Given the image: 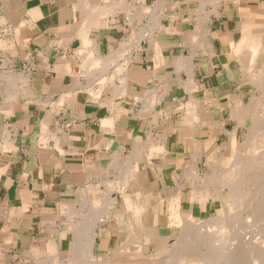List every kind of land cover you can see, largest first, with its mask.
Masks as SVG:
<instances>
[{
  "label": "crops",
  "instance_id": "1",
  "mask_svg": "<svg viewBox=\"0 0 264 264\" xmlns=\"http://www.w3.org/2000/svg\"><path fill=\"white\" fill-rule=\"evenodd\" d=\"M199 1L0 0V264H65L86 232L111 260L141 205L147 228L207 209L188 171L228 155L247 71L241 5Z\"/></svg>",
  "mask_w": 264,
  "mask_h": 264
},
{
  "label": "rangeland",
  "instance_id": "2",
  "mask_svg": "<svg viewBox=\"0 0 264 264\" xmlns=\"http://www.w3.org/2000/svg\"><path fill=\"white\" fill-rule=\"evenodd\" d=\"M228 2H230V3L228 4ZM238 5H241V7H242V9L244 11H242L241 20L239 18L237 19V17L234 19V21L237 23V28H238V26L240 28V30L238 32L239 34L236 36V39H235L236 42L239 41L241 38L244 37L243 33H245L247 35L248 34L255 35L260 30V26L259 25H264V0H221L220 1V4L218 5V8L219 9L217 8L216 15L223 13V10L226 9V8H228V6L231 7V12H232V15H233L234 14V8H237ZM236 15H238V14L236 13ZM242 23H243L242 26L244 27L243 32H242V29L240 27ZM242 51H241V54H242L243 62L245 64L244 68L246 67L248 69L249 64H250V61H251V58H252V53H251L250 50H246V51L245 50H242ZM260 56H261L260 57V61H258L256 63V65H255V67L257 69V70L255 69V70L257 72H258L259 69L262 70L264 68V66H263V62H264V50H263V53H261ZM249 79H251V78L249 77V74H247V76H246V82H247L246 100L242 104V106L239 108V110H238L239 113L237 111V115L238 116L237 115L235 116V121H236L235 130H239V136L237 138V142L239 144L236 147V154H233L234 143L232 142L231 145H230V150L228 152V155H227V151H226V153H224L225 156H226V157H223L224 158V161H223L224 165L223 166H220L221 168L222 167L223 168L221 169L219 167V165L214 164L213 165V168H212V173L209 172L210 174L207 173L206 174L207 176H204V177L202 176V178L200 176H198L199 177V180H200L199 189H201L203 187L206 188V186L208 185V188L212 189L213 191L215 190V192L217 191L221 195V197H223V199H229L230 201L233 200L231 198L230 191H229V189L227 187H223V186H221L220 184L217 183V182L220 183L219 178L217 177V175L219 173H221V171L227 170L228 169L227 167L230 165L229 163H232L231 161H233L234 159H236V157H237L238 160L241 159L240 157L242 155L243 147L245 148L252 141V137L254 135L253 134V131L256 133V131H258L259 129H264V120L261 121V120H258V119H255V120L254 119H249V120H247V123H246V121H245V123L243 121H240V120H242V118H241L242 114L240 115L241 108L244 105H246V107L248 109H250L252 107V105H254V102H256V100L258 98H260L261 95H263L262 94V91L259 89V86L257 85V83L254 84L257 81H255L254 79H252L250 81ZM260 93H261V95H260ZM255 98H257V99H255ZM237 119H239V121ZM241 122H243V123L241 124ZM234 155H236V156L234 157ZM220 162H222V161H220ZM193 167H195V166H193ZM217 168H219V169L216 170ZM213 171H215V172H213ZM218 171H219V173H218ZM214 173L215 174L217 173L215 176L217 177L218 180H215V181L213 180L215 176L213 177L212 175H214ZM247 173H248V175L246 174L245 175V178H246V176L247 177L248 176H252V177L251 178L249 177L250 180H251V183H249L250 180H248V178H246V181L248 180V184L250 185L249 187H247V189H249L248 190L249 191V196H248V199L245 201L244 205H243V203L242 204L239 203L240 204L239 206L242 209L239 208V206H236V205L234 206L233 205L232 207L235 208V210H234V212L229 213L228 210L226 211V208L227 207L224 206V204H223V202L221 200H219V199H217V200H215V199L205 200L204 199L201 202L208 201V206H207V209L204 212H199L198 219L196 217H194L193 214L191 215L189 213H185V212L183 213V216H185V215H188L189 216L190 215L192 217L193 221L196 222V223H199V225H206V223H212V221L214 222L215 220H217V222H220V221L222 222V221L227 220V221H225L223 223H227L228 221L231 222V220H233V221L237 220V223L240 222L238 225H239V227L240 226L241 227L240 228L238 227V228H239V232L240 231L241 232L239 233V236L238 237H240V236L241 237H240V239L237 237L238 239H236V241L234 240V243L235 244H231L232 246L234 245L233 248H230L234 253L237 251L236 253L239 256L236 255V253H235L234 254L235 256L231 258L230 256H233L232 255L233 252L229 248L227 249V247L225 249L224 248H221L223 246H220L219 243H216V236H215L216 233L215 234H214V232L213 233L212 232H208L207 233V231L205 232L204 230L203 231L202 230L201 231L198 230L199 231V233H198V231L195 230L194 233L197 232L196 235H195L196 239H199V237H201V236L202 237L204 236V238H202V240L200 238L199 240H197L199 242H197L196 239H195V237L190 236L189 237L190 240H189L187 246L184 247L185 249L183 251H184V253L189 254L191 252V248H192V251H193V253H195V256L196 257H199L200 259L198 258L194 262H189L187 258H183V259H180L179 261H177L175 263L174 260L171 259V258L173 257V254H177L176 253V250H177L178 247L175 248L176 247V245H175L176 243L175 242L177 241V238H178L177 234H179L180 229H178V228H159L157 226V223H155V225H151V227H148L147 228L148 234H150L151 236L154 235V238H153L154 241L152 242V245H151L150 249H148V247L145 246L146 245V242H147L146 239L144 237L143 238L142 237H138L137 234H136L135 237H134V239H133V242H134L133 243L134 244L133 245V248L134 249L132 248V250L130 248L132 246L131 244H127L126 245L125 244L126 242L125 243L122 242V241H125V240H121L120 239L116 244L115 243L112 244V246L114 248H117V250H116L117 252L116 251L115 252L118 253L117 255L116 254H114V255L111 254L112 257H113L111 260L113 262L111 260H108V259L106 260V259L97 258L95 255H93V250H92V253H89L90 255H93L92 256V260L89 258L90 257L89 254L87 255L86 253L81 252V250L79 252H81L83 255L84 254L85 255H84L83 259H79L78 257H80L81 255L78 252V247H74L72 249H75V250H73V252L75 253V255L71 254L72 256L70 257V259L64 261V263L65 264H104L107 261H109L108 264H116V263L117 264H126V263L127 264H130L131 262H132V264L137 263V262L139 264H141L143 262H144V264H169V262H171L170 264H206L205 263L206 262L205 260L208 257V252H210V251L212 252V250H215V248H216L215 252L213 251V253L218 252L217 254L214 255L213 253H209V254H211V256L212 255L217 256L220 253L217 256L218 258L215 257L216 258L215 259V262H216L215 264H224L225 262H228V263H225V264H231V263L232 264H243V263L244 264H246V263L247 264H264V243H263L264 242V229H263L264 228V199H263L264 197L261 194H258L259 191L256 190V189H258V184H257L258 180H256V182L254 180L255 183L252 182L253 181L252 179L255 177V173L253 174V173H251V171L250 172H247ZM189 176L190 175H188L187 178H189ZM207 177L210 178V179H208L209 181H207V179H205ZM254 179H256V177ZM259 183H260V181H259ZM214 185H216V186H214ZM252 188H254V189H252ZM189 199L192 202L194 200H198L200 202V200L198 199V196H195L194 193H192V195H191V197ZM221 206H222V208H221ZM257 211H258V213H257ZM222 212L223 213L226 212L225 214L228 213L227 215L229 217L226 216V215H224ZM231 214H233L232 216H234V219H233V217L230 216ZM253 214H254V216H253ZM175 215H176V213L171 212V215L169 216L170 220H172V217H175ZM236 215H237V217L241 221L238 218H235ZM223 216L225 218L228 217V219L229 218L230 219L232 218V219L231 220L230 219L228 220V219L223 218ZM259 220H260V222H259ZM193 221L189 222V224L190 223H193ZM169 225H172V226L175 225V226H177L173 221H171V224H169ZM190 226H191V224H190ZM252 227H253V229H252ZM243 229H245V230H243ZM183 230H184L183 231V235H184L188 231V228H187V231L185 229H183ZM127 232L123 235V238H125L126 236L129 237L130 233H132V230L127 231ZM190 233L191 232H189V234ZM261 233H263V234H261ZM197 234H199L201 236H199ZM190 235H192V234H190ZM209 238H211V239H209ZM125 239L127 240V238H125ZM129 239L132 240L131 235H130ZM194 241L197 243V245H195L196 243ZM200 241H202V242H200ZM210 241H211V245H213V243L215 242L213 246H210ZM215 244H217V245H215ZM218 245H219V247L222 250L218 247ZM260 245H262V247H263L262 250H261L262 247ZM135 246H137V247H135ZM165 246H166L167 249L162 251V247H165ZM214 246H215V248L212 249L211 247H214ZM232 246H230V247H232ZM139 247H141V248H139ZM135 248H136V250H135ZM250 248H252V249H250ZM79 249H80V247H79ZM171 250H174L175 252L173 251L174 252L173 253ZM219 250L223 251L224 253L222 254V252H220ZM249 250H250V252H249ZM123 251H125V252H123ZM130 251L132 252V255L130 254L131 253ZM128 252H130L129 253L130 256L129 255L128 256L126 255V253H128ZM240 252H241V255L243 254L244 257L240 255ZM133 254H134V256H133ZM221 254H222V256H221ZM137 255H139V256H137ZM115 256H119V257H117L116 259H114ZM214 256H212V257H214ZM85 257H87V258L85 259ZM93 257L94 258L96 257V259H94ZM136 258L138 259V261L136 260ZM93 259H94V261H93ZM134 261H137V262H134Z\"/></svg>",
  "mask_w": 264,
  "mask_h": 264
},
{
  "label": "bare ground",
  "instance_id": "3",
  "mask_svg": "<svg viewBox=\"0 0 264 264\" xmlns=\"http://www.w3.org/2000/svg\"><path fill=\"white\" fill-rule=\"evenodd\" d=\"M202 1V0H201ZM201 1H199V2H201ZM204 1V6L206 5V4H212L213 5V7H214V10L212 11V13H217V8H218V5L220 4V1L221 0H203ZM202 4V3H201ZM199 6V5H198ZM205 8V7H204ZM219 9V8H218ZM199 10H200V8H199ZM198 10V11H199ZM206 10V9H205ZM204 12V14H206V12H208V11H203ZM198 13H200V12H198ZM208 14V13H207ZM210 14V13H209ZM199 16H200V14H199ZM207 16V15H206ZM208 17V16H207ZM201 19V21H203L202 20V18H200ZM204 19V18H203ZM260 24V23H259ZM200 25V24H199ZM260 26V30H259V32L258 33H256L255 35H252V34H245V33H243V35H244V37L243 38H241L239 41H237V42H233V47H234V50H235V53L237 54V55H240L241 54V51L242 50H250L251 51V53H252V58H251V61H250V64H249V67H248V69L246 68V71L248 72L247 74H249V77L251 78V79H249L250 81L252 80V79H254L255 81H257V82H255L254 84H256L257 83V85L259 86V89L262 91V94L263 95H261V93H260V98H255V99H257L256 100V102H254V105H252V107L250 108V109H248L247 107H246V105H244L242 108H241V112H240V115L242 114V116H241V118H242V120H240V121H243L244 123H245V121H246V123H247V120H249V119H258V120H264V68L262 69V70H258V72L256 71L257 69H256V67H255V65H256V63L258 62V61H260V55H261V53H263V50H264V25H259ZM197 29H198V27H197ZM199 30V29H198ZM200 31V30H199ZM203 30H201V32H202ZM199 34H201V33H199ZM195 37V36H194ZM197 38V37H196ZM203 38V37H202ZM194 38H192V40H193ZM198 39H200V38H198ZM238 39V38H237ZM192 42V41H191ZM196 42H200V41H196ZM202 42V41H201ZM201 42H200V44L199 45H201ZM205 42V41H204ZM197 43V44H198ZM198 45V46H199ZM203 45V44H202ZM203 47V46H202ZM200 48V47H199ZM204 49V48H203ZM212 50H214V49H212ZM243 52V51H242ZM194 55V54H193ZM248 55V54H247ZM238 58H239V56H238ZM237 58V59H238ZM247 59V58H246ZM185 60V59H184ZM239 61V60H238ZM190 63V62H189ZM185 64V63H184ZM263 66H264V62H263ZM182 67V66H181ZM181 67H179V68H181ZM184 67H185V65H184ZM191 68V67H190ZM195 68V67H194ZM186 69V68H185ZM187 69H189V67L187 66ZM256 69V70H255ZM194 74V73H193ZM189 76V75H188ZM250 83V82H249ZM252 83V82H251ZM124 84V83H123ZM122 84V85H123ZM186 84V83H185ZM125 85H127V84H125ZM166 87V86H165ZM127 89V88H126ZM123 91V90H122ZM124 92V91H123ZM123 92H121V93H123ZM122 95V94H121ZM152 95V94H151ZM149 96V95H148ZM149 101V100H148ZM192 101H194V100H192ZM196 104V103H195ZM193 105V104H192ZM242 106V105H241ZM190 108V107H189ZM193 109V108H192ZM197 109V108H196ZM192 111V110H191ZM194 111V110H193ZM195 111H197V110H195ZM243 112V113H242ZM189 113L191 114L192 112H190V109H189ZM238 113H239V111H238ZM195 114H197V113H195ZM194 114V115H195ZM237 115V114H236ZM235 115V116H236ZM239 115V116H240ZM238 116V115H237ZM185 117V116H184ZM189 118V117H188ZM191 118V117H190ZM194 117L192 116V119H193ZM240 118V117H239ZM185 119V118H184ZM190 120V119H189ZM238 121H239V119H237ZM187 121H188V119H187ZM191 122H192V120H190ZM189 122V121H188ZM187 122V123H188ZM243 122H241V124L243 123ZM185 126H187L185 123H183ZM181 125V124H180ZM192 125H193V123H192ZM248 125V124H247ZM183 126V125H182ZM189 126V125H188ZM191 126V125H190ZM189 126V127H190ZM262 128V127H261ZM176 134V133H175ZM253 137H252V141H251V143L249 144V145H247L245 148L243 147V151H242V155H241V159L240 160H238L237 159V157H236V159H234L233 161H231L232 163H229L230 165L227 167L228 169L227 170H225V171H221V173H219V171H218V175H217V177L219 178V181H220V183L219 182H217L218 184H220L221 186H223V187H227L228 189H229V191H230V195H231V198L233 199L232 201H230L229 199H223V197H221V195L216 191L215 192V190L213 191L212 189H210V188H208V185L206 186V188L205 187H203V188H201V189H194V191H193V193L195 194V196H198V199L200 200V202L202 201V200H208V199H215V200H217V199H219V200H221L222 202H223V204H224V206L225 207H227L226 208V211L228 210V212L229 213H232V212H234V210H235V208H233L232 206L234 205H236V206H239L240 204H242L243 203V205H244V203H245V201L248 199V196H249V189H247V187H249L250 185L248 184V180H250V178L252 177V176H246V178H248V180L246 181V178H245V175L247 174L248 175V173L247 172H250L251 171V173H255V177H256V179H252L253 181L252 182H254V180H255V182H256V180H258V182H257V184H258V189H256L257 191H259V193L258 194H261L263 197H264V129H259L258 131H256V133L253 131ZM6 139V138H5ZM7 140H8V138H7ZM6 140V141H7ZM182 141V140H181ZM194 141V140H193ZM232 141H233V143H234V149H233V154H236V147H237V145L239 144L238 142H237V139H236V134L234 133H232ZM151 143H153V142H151ZM179 143V142H178ZM184 143V142H183ZM248 143V142H247ZM155 144V143H154ZM163 146V145H162ZM158 147V146H157ZM158 149V148H157ZM156 149V150H157ZM151 150V149H150ZM146 153V152H145ZM150 153V152H149ZM198 154V153H197ZM196 155V154H195ZM236 155H234V157H235ZM197 157V156H196ZM195 157V158H196ZM201 157V156H200ZM134 159V158H133ZM199 160V159H198ZM145 162V161H144ZM196 162H197V160H196ZM144 164V163H143ZM145 164H146V162H145ZM148 164V163H147ZM174 164V163H173ZM172 164V165H173ZM195 164V163H194ZM214 164H216V165H219V167L220 166H223L224 165V163L223 162H216V163H214ZM213 164V165H214ZM130 165V164H129ZM128 165V166H129ZM127 166V167H128ZM167 166V165H166ZM169 166V165H168ZM193 166V165H192ZM195 166V165H194ZM196 167V166H195ZM195 167H191V169L188 171V175H190L189 176V178H187L186 180L187 181H190V183H191V185H193L194 186V184H195V181H197V180H199V177H198V172H197V167L195 168ZM115 168V167H114ZM194 168V169H193ZM221 168V167H220ZM223 168V167H222ZM221 168V169H222ZM226 168V167H225ZM224 168V169H225ZM165 169V168H164ZM219 168H217L216 170H218ZM121 170V169H120ZM128 170V169H127ZM134 169H132V171H133ZM146 170V169H145ZM151 170V169H150ZM254 171V172H253ZM127 172V171H126ZM130 172V171H129ZM142 172V171H141ZM213 172H215V171H213ZM224 172V173H223ZM103 173V172H102ZM128 173V172H127ZM152 173V172H151ZM217 174V173H216ZM215 173H214V175H212L213 177L216 175ZM127 175V174H126ZM153 175V174H152ZM118 176H119V174H118ZM125 175L123 174V177H124ZM184 176V175H183ZM207 176V175H206ZM153 177H154V175H153ZM217 177L215 176L214 177V181L215 180H218L217 179ZM250 177V178H249ZM122 178V177H121ZM125 178V177H124ZM155 178V177H154ZM186 178V177H185ZM205 179H207V181H209L208 179H210V178H205ZM212 179V178H211ZM119 180V179H118ZM206 181V182H207ZM212 181V180H211ZM259 181H260V183H259ZM124 182V181H123ZM192 182H194V183H192ZM202 182V181H201ZM205 182V181H204ZM203 182V183H204ZM254 182V183H255ZM249 183H251V180L249 181ZM117 184V183H116ZM121 184V183H120ZM123 184V183H122ZM181 184H182V182H181ZM198 184V183H197ZM202 184V183H201ZM211 184V183H210ZM217 184V185H218ZM180 185V184H179ZM183 186V185H182ZM198 186V185H197ZM196 186V187H197ZM203 186V185H202ZM214 186H216V185H214ZM220 186V187H221ZM252 186V185H251ZM256 186V185H255ZM136 187V186H135ZM253 187V186H252ZM216 188V187H215ZM255 188V187H254ZM254 188H252V189H254ZM220 190V189H219ZM177 191V190H176ZM251 191V190H250ZM220 192V191H219ZM177 193H179V192H177ZM177 196V195H176ZM175 196V197H176ZM200 196V197H199ZM259 196V195H258ZM251 197V196H250ZM125 198V197H124ZM167 199V198H166ZM170 199H172V197L170 198ZM250 199V198H249ZM254 199V198H253ZM264 199V198H263ZM180 197L178 196V197H176V199L175 200H173V207H172V209L170 210L171 212H173V213H176V215H175V217H172V220L171 221H173L177 226V228L178 229H180V232H179V234H177V236H178V238H177V241L175 242L176 244V247L175 248H177V250H176V253L177 254H173V257L171 258V259H173L174 260V262L176 263L177 261H179L180 259H183V258H187L188 259V261L189 262H194V261H196L199 257H196L195 256V253H193V251H192V248H191V252L189 253V254H186V253H184V247H186L187 246V244H188V242H189V240H190V236H192V237H195V235H196V233H194L195 232V230H199V231H207V233L208 232H214V234H215V236H216V243H219V245L220 246H223V247H221V248H226L227 247V249L229 248H233V246L231 245V244H235L234 243V240L236 241V239H240V237H238L239 236V233L241 232H239V228L241 227H239V223H237V220H235V221H233V220H231L230 218V220H231V222L230 221H228L227 223H223V222H225V221H227V220H225V221H220V222H217V220H215L214 222L212 221V223H206V225H199V223H196V222H194L193 221V219H192V217L189 215V216H187V215H185V216H183V212H180ZM214 200V201H215ZM125 201H127L126 199H125ZM139 201V200H138ZM144 201V200H143ZM142 201V202H143ZM137 202V201H136ZM126 203V202H125ZM139 203V202H138ZM240 203V204H239ZM250 204V203H249ZM140 205V204H139ZM179 205V206H178ZM222 205V204H221ZM259 205V204H258ZM145 206V205H144ZM169 206H170V204H169ZM223 206V207H224ZM242 206V205H241ZM137 207V206H136ZM87 208V207H86ZM105 208V207H104ZM221 208H222V206H221ZM239 208H241L240 206H239ZM255 208V207H254ZM90 209H92V207L90 208ZM96 209V208H95ZM142 205L140 206V207H138V208H136V210L134 211V214H133V219H132V221H134V228L133 229H135L134 231H132V233L133 234H131V237H132V240H127V241H125V242H123V243H125L126 245L127 244H131L132 246L130 247L131 248V250H132V248H133V239H134V237H135V235L137 234V236L138 237H144L145 239H146V245L145 246H147L148 247V249H150V247H151V245H152V242L154 241V236H151L150 234H148V232H147V227H145V225H143V223H142ZM242 209V208H241ZM225 210V209H224ZM223 210V211H224ZM245 210V209H244ZM92 211V210H91ZM96 212V211H95ZM127 212V211H126ZM151 213V212H150ZM223 213V212H222ZM226 213V212H225ZM225 213H223L224 215H226V216H228L227 214H225ZM257 213H258V211H257ZM263 213V212H262ZM87 214V213H86ZM92 214V213H91ZM107 214V213H106ZM110 213H108V215H109ZM120 214V213H119ZM242 214V213H241ZM99 215L100 214H93V216L91 217V218H93V221H97V222H100L99 220L101 219H99ZM115 215V214H114ZM233 214H231L230 216L231 217H233V219H234V216H232ZM257 215V214H256ZM87 216V215H86ZM253 216H254V214H253ZM261 216V215H260ZM131 217V216H130ZM229 217V216H228ZM228 217L227 218H225L224 216H223V218H225V219H228ZM90 218V217H89ZM122 218V217H121ZM235 218H238L237 217V215H236V217ZM170 219V218H169ZM228 219V220H229ZM239 219V218H238ZM91 220V219H90ZM129 220V219H128ZM240 220V219H239ZM243 220V219H242ZM258 220V219H257ZM191 221H193V223H190L191 224V226H190V224H189V222H191ZM241 221V220H240ZM245 221V220H244ZM253 221V220H252ZM251 221V222H252ZM129 222V221H128ZM248 222V221H247ZM259 222H260V220H259ZM242 223V222H241ZM146 224V223H145ZM171 224V223H170ZM91 225V227L90 228H95L96 227V223L93 225V224H90ZM173 225V224H172ZM89 226V225H88ZM175 226V225H174ZM263 226V225H262ZM239 227V228H238ZM86 228H88V227H86ZM90 228H89V230H90ZM187 228H188V231H187ZM245 228V227H244ZM257 228V227H256ZM183 229H185L187 232H186V234H184L183 235ZM252 229H253V227H252ZM264 229V228H263ZM190 230V231H189ZM243 230H245V229H243ZM199 231H198V233H199ZM261 231V230H260ZM189 232H191L190 234H192V235H190L189 234ZM193 232V233H192ZM185 233V232H184ZM244 233V232H243ZM89 234V236H88V239H89V241L87 242V243H85L86 245V247L84 246V249H82L83 251V253H86L87 255L89 254V253H92V250H93V248H94V240H95V236H92V234H91V232L90 233H85V236H87ZM201 234V233H200ZM261 234H263V233H261ZM84 235V234H83ZM96 235V234H95ZM197 235H199V234H197ZM202 235V234H201ZM201 235H199V236H201ZM241 235V234H240ZM198 236V237H199ZM257 236V235H256ZM197 237V238H198ZM238 237V238H237ZM87 238V237H86ZM201 238V240H202V238H204V236L202 237H199V239ZM253 238V237H252ZM258 238V237H257ZM87 239V240H88ZM195 239H196V237H195ZM194 239V240H195ZM199 239H196V241L197 240H199ZM209 239H211V238H209ZM188 240V241H187ZM206 241V240H205ZM212 241V240H211ZM211 241H210V246H213L214 245V243H213V245H211ZM238 241V240H237ZM244 241V240H243ZM248 241V240H247ZM81 242H85V241H81ZM80 242V243H81ZM164 242V241H163ZM166 242V241H165ZM195 242V241H194ZM193 242V243H194ZM197 242H199V241H197ZM200 242H202V241H200ZM240 242V241H239ZM168 243V242H167ZM192 243V244H193ZM196 243V242H195ZM204 243V242H203ZM237 243V242H236ZM264 243V242H263ZM252 244V243H251ZM195 245H197V243L195 244ZM194 245V246H195ZM215 245H217V244H215ZM219 245H218V247H219ZM253 245V244H252ZM79 246V245H78ZM129 246V245H128ZM139 246V245H138ZM190 246V245H189ZM205 246V245H204ZM209 246V247H210ZM230 246H232V247H230ZM261 247H262V245H260ZM82 247V246H81ZM135 247H137V246H135ZM144 247V246H143ZM161 247V246H160ZM192 247V246H191ZM217 247V248H218ZM251 247V246H250ZM260 247V248H261ZM139 248H141V247H139ZM146 248V247H145ZM174 248V249H175ZM188 248V247H187ZM190 248V247H189ZM212 249L213 248H215V246L214 247H211ZM220 248V247H219ZM218 248V249H219ZM220 248V249H221ZM81 249V248H80ZM134 249V248H133ZM167 248H166V246L165 247H162V251L163 250H166ZM250 249H252V248H250ZM263 249V247L261 248V250ZM127 250V249H126ZM135 250H136V248H135ZM140 250V249H139ZM187 250V249H186ZM208 250V249H207ZM215 250H216V248H215ZM215 250H212V252L210 251V252H208V257L206 258V264H215L216 262H215V259L216 258H218L217 256L220 254H218L217 256H214L215 254H217L218 252H216V253H213V251L215 252ZM222 250V249H221ZM221 250H219L220 252H222V254L224 253L223 251H221ZM231 250V249H230ZM254 250V249H253ZM252 250V251H253ZM80 251V250H79ZM147 251V250H146ZM172 252L174 251V250H171ZM190 251V250H189ZM218 251V250H217ZM232 251V250H231ZM240 251V250H239ZM117 252V251H116ZM115 252V254L117 255L118 253H116ZM121 252V251H120ZM123 252H125V251H123ZM131 252V251H130ZM130 252H128V253H126V255L128 256H130V254L132 255V252L130 253ZM136 252V251H135ZM140 252V251H139ZM159 252V251H158ZM175 252V251H174ZM173 252V253H174ZM195 252V251H194ZM233 252V251H232ZM237 252V251H236ZM235 252V253H236ZM248 252V251H247ZM249 252H250V250H249ZM130 253V254H129ZM209 253H213L214 255H212V256H214V257H212L211 256V254H209ZM234 252H233V256H230L231 258L232 257H234L235 254ZM239 253V252H238ZM243 253V252H242ZM136 254V253H135ZM222 254H221V256H222ZM85 255V254H84ZM90 255V254H89ZM94 255V254H93ZM93 255H90V259L92 260V256ZM230 255V254H229ZM236 255H238L237 253H236ZM240 255H241V252H240ZM133 256H134V254H133ZM137 256H139V255H137ZM204 256V255H203ZM239 256V255H238ZM241 256H243V254L241 255ZM117 257H119V256H115L114 257V259H116ZM170 257V256H169ZM216 257V258H215ZM220 257V256H219ZM226 257V256H225ZM244 257V256H243ZM87 257H85V259H86ZM94 258V257H93ZM125 258V257H124ZM94 259H96V257L94 258ZM94 259H93V261H94ZM200 259V258H199ZM202 259V258H201ZM204 259V258H203ZM225 259V258H224ZM245 259V258H244ZM107 260V259H106ZM136 260L138 261V259L136 258ZM142 260V259H141ZM140 260V261H141ZM170 260V259H169ZM226 260V259H225ZM233 260V259H232ZM257 260V259H256ZM99 261V260H98ZM112 261V260H111ZM137 261H134V262H137ZM139 261V262H140ZM102 262V261H101ZM104 262V261H103ZM108 262L109 261H107L106 263H104V264H108ZM113 262V261H112ZM111 262V263H112ZM121 262V261H120ZM133 262V263H134ZM173 262V263H174ZM130 263V262H129ZM138 263V262H137ZM137 263H134V264H137ZM171 262H169V264H170ZM225 263H228V262H225ZM224 263V264H225ZM117 264V263H116ZM127 264V263H126ZM130 264H132V262L130 263ZM139 264V263H138ZM141 264H144V262L143 263H141ZM232 264V263H231ZM244 264V263H243ZM247 264V263H246Z\"/></svg>",
  "mask_w": 264,
  "mask_h": 264
}]
</instances>
